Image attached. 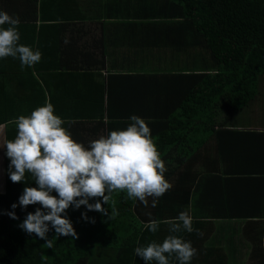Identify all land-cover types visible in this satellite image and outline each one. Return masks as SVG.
Segmentation results:
<instances>
[{
    "label": "trees",
    "instance_id": "obj_1",
    "mask_svg": "<svg viewBox=\"0 0 264 264\" xmlns=\"http://www.w3.org/2000/svg\"><path fill=\"white\" fill-rule=\"evenodd\" d=\"M40 6L36 49L45 51L42 58L54 53L57 60L49 68L58 71L27 80L21 76L16 81L7 79L5 71L0 72L4 145L17 134L13 121L48 101L43 84L55 78L53 82L59 81L61 90L53 104L55 114L65 121L63 127L74 140L87 147L101 135L126 129L130 117L139 116L151 129L167 169L165 178L172 187L155 206L152 198L145 205L129 199L126 192L113 193L109 206L103 204L109 207V215L112 208L118 212L112 220L85 206L78 210L70 206L67 216L78 238H56L51 229L47 235L48 239L55 238L54 247L46 248L45 240L18 227L27 212L34 213L40 205H30L26 210L17 207L14 211L19 219L15 220L3 214L13 211L11 205L18 203L25 186L36 187L29 173L26 184L9 179L10 160L5 155L0 264H145L135 255V248L152 240L162 243L169 234L168 221L181 211L193 217L194 231L179 233L197 249L191 264L199 260L211 263V258L215 262L218 257L201 254L197 239L204 242V235L195 230L203 233V227H208L204 225L213 223L205 216L210 211L214 215L228 212L207 201L206 171L186 169L190 157L182 149L184 134L187 137L200 129L207 122L205 114L221 112L226 105L231 113H241L260 100L264 92V0H42ZM0 10H4V0H0ZM5 63L2 60L1 66ZM42 67L41 61L33 66L40 71ZM60 73L64 76L57 78ZM65 77L82 82L84 89H75L74 85L66 88L64 82L71 84ZM122 80L130 81V92ZM139 88L144 90L142 94ZM19 91L23 96L17 99ZM54 92L50 89L51 95ZM21 104L28 111L17 112ZM197 115H201L200 120ZM187 179L188 184L184 182ZM97 199L102 201L92 198L89 203ZM85 212L95 223L82 218ZM152 220L160 225L156 233L146 228ZM170 264H178L175 256Z\"/></svg>",
    "mask_w": 264,
    "mask_h": 264
},
{
    "label": "clouds",
    "instance_id": "obj_2",
    "mask_svg": "<svg viewBox=\"0 0 264 264\" xmlns=\"http://www.w3.org/2000/svg\"><path fill=\"white\" fill-rule=\"evenodd\" d=\"M7 25V27H3ZM19 20L7 11L0 10V59H19L21 69L39 63L42 53L19 43L21 34ZM131 123L124 130L110 131L106 136L88 143L87 147L73 139L65 121L55 114L54 105L45 101L43 106L34 109L30 115H20L13 122L17 134L13 140L1 143V149L9 158L7 173L13 183H25L26 173L31 174L36 187L25 186L11 209L3 214L11 219H19L15 209L26 210L30 205H40L35 212H27L18 227L27 234H35L46 241V248L54 247V239L48 233L54 229L56 238L71 236L78 238L73 223L67 216V209L74 210L85 206L88 211H96L109 220L118 212L109 206L113 193L126 192L129 199H138L147 205L152 198L155 206L172 185L166 180L167 171L146 121L132 115ZM6 148V153L4 152ZM6 177V176H5ZM56 193V195H53ZM79 198V199H78ZM92 198L95 203H89ZM114 203V201H113ZM82 218L95 223L87 213ZM169 234L163 242L152 240L146 246L135 248V255L145 264H170L173 256L178 264H191L197 249L191 241L179 235L182 231L192 233L193 217L181 211L174 220L168 221ZM159 222L150 221L146 228L152 233L159 229ZM200 236L203 233L195 230ZM42 261L45 257L42 255Z\"/></svg>",
    "mask_w": 264,
    "mask_h": 264
},
{
    "label": "crops",
    "instance_id": "obj_3",
    "mask_svg": "<svg viewBox=\"0 0 264 264\" xmlns=\"http://www.w3.org/2000/svg\"><path fill=\"white\" fill-rule=\"evenodd\" d=\"M40 1L4 0V11L19 20V43L33 49L39 41ZM71 6L73 3L68 7ZM2 60L6 61L5 67L2 65L5 69H2ZM1 71L12 81L32 72L30 67L22 70L19 59L12 57L0 59ZM65 78L75 89H84L82 82ZM123 82L130 92V81ZM138 90L141 94L144 91ZM22 96L19 91L17 99ZM141 101L147 104L143 98ZM228 106L221 112L219 109V112L203 115L207 122L187 137L184 134L182 149L191 157L186 169L206 171L209 175L204 191L207 201L219 204V209L228 212L214 215V211H210L205 215L213 223L204 225L208 226L203 227L204 242L198 238L197 245L201 254L209 253L218 258L215 262L211 258V263L199 260L197 264H264V92L259 101L251 103L241 113H231ZM16 111L24 113L28 108L21 104ZM197 118L200 120L201 115ZM4 140L5 125H0V184L6 186L5 158L1 149ZM188 181L184 180L186 184ZM211 248L220 251L214 252Z\"/></svg>",
    "mask_w": 264,
    "mask_h": 264
},
{
    "label": "rangeland",
    "instance_id": "obj_4",
    "mask_svg": "<svg viewBox=\"0 0 264 264\" xmlns=\"http://www.w3.org/2000/svg\"><path fill=\"white\" fill-rule=\"evenodd\" d=\"M42 1V0H41ZM41 53H42V56L44 55V53H45V51H42V50H39ZM49 53V52H48ZM47 53V54H48ZM55 60H57V57L54 55V53H49L46 57H44V58H41V62H43V67H42V69H43V71L41 70H36V69H34L33 68V66L31 67L32 69H30V70H32V72L31 73H28V74H25V75H23L22 76V78L24 79V80H27L30 76H36V77H40V75L42 74V73H46V72H56V71H58V70H55V69H52V70H50V68H49V66L51 65V64H54L55 63ZM2 69H3V66H2ZM61 76H64V73H60V74H58L57 75V78H60ZM53 80H55V78H53V79H51L50 81H49V83H47V84H43V87H44V90H45V92H46V94H47V97H48V101L50 102L51 101V103L52 104H54V102L56 101V100H58L59 99V96L61 95V90H59L58 88L60 87V85H59V81L57 82V83H54L53 82ZM63 85L66 87V88H70L71 87V85H67L65 82L63 83ZM50 89H53L55 92L53 93V95H51L50 94ZM58 89V90H57ZM65 108H68L69 107V105H66V106H64ZM63 107V108H64ZM4 119H6L7 117H3ZM191 160V157L189 158V161ZM5 177V176H4ZM6 179V177L4 178V180ZM0 191H3V192H5V186H3V183H1L0 184Z\"/></svg>",
    "mask_w": 264,
    "mask_h": 264
}]
</instances>
